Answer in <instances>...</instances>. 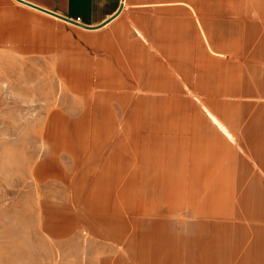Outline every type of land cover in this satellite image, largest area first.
I'll use <instances>...</instances> for the list:
<instances>
[{
    "label": "rangeland",
    "instance_id": "1",
    "mask_svg": "<svg viewBox=\"0 0 264 264\" xmlns=\"http://www.w3.org/2000/svg\"><path fill=\"white\" fill-rule=\"evenodd\" d=\"M200 2L206 7L213 4L215 8L221 5L232 11L237 9L238 18L223 27L207 28L218 43L232 38V42L222 44L223 55L211 53L200 43L194 44L191 52L183 49L187 63L183 75L194 80L212 73L220 84L204 87L220 90L184 93L182 97H198L216 105L209 109L234 136L230 141L221 132L223 145L238 153V157H232L238 160L232 167L238 175L246 176L249 164L259 167L257 172L262 173L259 160H264V13L259 10L264 9V0ZM20 8L14 0H0V264H201V252L196 253L199 260L193 259L192 239L183 244L181 237L175 238L168 251L167 247L157 244L155 237L147 235L157 206L151 202L155 198H151L152 192L156 190L149 186L151 149L148 140L141 142V177H138L143 184L142 212L138 211L140 205L135 204V189L126 188L125 195H119L123 190L120 186L132 178L137 167L133 155L135 126L127 129L128 117L135 106H127L121 113L117 102L114 103L118 129L110 140L92 134L103 130L100 119L94 118L93 101L98 91L91 83L111 77L109 73L115 74L114 78H125L134 63H141L134 59L135 53L139 54L138 49L130 55H125V51H110L109 46L104 49L100 44L95 45V41L84 34L11 15L13 11L20 16ZM188 63H192L193 68ZM171 94L175 99L176 93ZM153 95L157 99L165 97V93ZM180 108L157 100L143 102L138 120L143 135L151 116L167 114L173 122L189 116L193 121L198 113L205 118V132L219 134L220 129L213 125L206 108ZM85 112L88 117L81 118ZM199 125L202 127V123ZM118 140L126 155L121 176L116 178L119 182L104 188L105 197L101 199L104 204H93L88 192L101 170L100 162L103 159L104 164L107 158L105 149L113 147ZM116 170L114 168L113 173ZM224 189L227 204L221 205V212L218 206L215 214L206 213L204 188L190 192L191 209L200 211L203 229L210 235L212 229L206 228V221H210V228L216 225V243L221 246L219 251L207 253L209 257H204L203 264H240L253 235L256 239L264 232L256 236L255 230L252 235L249 228L244 229V235L238 236L239 251L232 249L236 233L242 231L238 230L242 228L239 226L245 223L239 199L264 202V194L260 187ZM175 191H179V197L173 202L170 217L175 232L181 234L183 227L177 222V216L182 207H187L188 197L181 198V189ZM80 192L84 195L82 200H77ZM196 193H199L198 199ZM100 206L103 207L99 209ZM192 210L190 221L196 217ZM84 216L92 221L95 216L112 220L98 226L101 235H94L83 226ZM139 221L144 223L138 253L134 223ZM186 229L188 231L187 226ZM193 229L197 226L190 222L186 236H193ZM209 234L204 236L205 246H209Z\"/></svg>",
    "mask_w": 264,
    "mask_h": 264
},
{
    "label": "crops",
    "instance_id": "2",
    "mask_svg": "<svg viewBox=\"0 0 264 264\" xmlns=\"http://www.w3.org/2000/svg\"><path fill=\"white\" fill-rule=\"evenodd\" d=\"M14 1L21 6L20 16L13 11L10 13L22 20L31 21L33 19L47 27H50V24L59 29L65 28L72 33L84 34L93 39L95 45L100 44L104 49L109 46L110 51L116 50L123 53L125 51V55H130L134 49H138L139 54L135 53L134 59L141 60V63L140 65L134 63L133 70L128 69L125 78H114L115 74L109 73L108 75L111 77L101 79V82L96 79L94 83H91L93 89L98 91L97 95H94L96 99H93L95 103L94 118L100 119L103 130V132L92 134L110 140L115 134L113 132L118 129V119L115 118L117 114L115 115L113 109L114 103L117 102L121 113L126 111L127 106L129 108L135 106L128 117L127 129L135 126L133 155L137 167L132 172V178L124 181L120 186L123 190L119 195H125L126 188L135 189V204L140 205L138 211L142 212L141 188L143 184L138 177H141V142L148 140L151 149L149 186L156 190V193L153 191L151 196V198L155 196L153 198L155 201L152 199L151 202L156 203L157 206L154 212L155 216L149 223L147 235L150 238L155 237L157 244L167 247L168 251L175 238L181 237L183 244L186 243L185 240L190 242L192 239L193 259L199 260L196 253L201 252L203 254L201 255V264H203L204 257L208 256L207 253L211 252L212 254V252L219 251L221 246L216 243L217 228H214L216 225L214 224L210 228V221H206V228L212 229V235H210L206 229H203L204 223L199 219L200 211L196 212L195 208L191 209L189 205L191 189H205L203 203L207 210L206 213L215 214L213 212L218 209L221 212V205L227 204L224 189L226 187H260L263 188L261 192L264 194V160H259L263 167L262 173L257 172L259 167L256 168L255 165L249 164L245 170L248 175H238L235 168H232L238 161L237 158L232 157H238V153L236 149H229L223 145L221 132L230 141L234 139V136L230 130L228 134L221 128L219 120L214 119L217 117L215 114L214 116L208 115L213 125L220 129L219 134L213 131L205 132L206 121L199 113L193 117V121H190L189 116H183L182 121L176 122L170 121V116L167 114H162L159 117L151 116L149 126L144 129L145 135H143V127L138 120L143 102L157 100L166 104L174 103L177 107H181L180 109L201 107L206 108V111L207 108L210 110V107L216 106L207 104L206 101L198 97L196 99L182 97L184 93L220 90V88L204 87V85L220 84V80L217 82L212 73L202 74L201 79L194 80H191L186 74L183 75V69L187 64L184 61L183 49L191 52L194 44L200 43L202 48L203 44L206 45L211 53L223 55L222 44L232 42V38L221 40L218 43L209 35L207 28L223 27L225 26L223 24H229L227 22L236 21L238 18L237 9L232 11L227 9L228 7H221V5L215 8L213 4L206 7L204 3L200 2L202 0H22L34 7ZM259 11L264 13V9ZM248 17L246 14V18ZM233 43L235 42L233 41ZM134 44L135 47H131ZM97 49L100 48L97 47ZM188 66L193 68L192 63H188ZM146 77L147 81H144ZM143 81L144 83H142ZM233 90L236 92L237 88L235 87ZM172 92L176 93L175 99ZM154 93H165V97L157 99L153 95ZM85 100L89 103L87 98ZM86 117H88L87 112L81 115V118ZM153 120L156 122L153 123ZM201 123L202 127L199 125ZM138 131L142 136L138 135ZM105 150L104 155H107V158L104 164L101 163L103 159L100 162L101 170L95 176L93 189L91 188V191L88 192L92 203L99 205L104 204V201H101L105 197L104 188L117 181L116 178L121 176L120 169L124 168L126 161L125 151L120 140L113 147L108 146ZM242 162L245 163L243 160ZM114 168L117 170L113 173ZM176 189L182 190L181 198L188 197L187 207H182L177 216V222L180 221L183 227L182 235L175 232L173 218L170 217L173 202L178 201L179 197L177 194L179 191H175ZM77 195L76 199L82 200L84 193L80 192ZM195 196L198 199L199 193H196ZM239 201L242 204L241 209L244 213L243 221L245 223L239 226L242 228L238 230L242 231L236 233V241L232 246L235 252L239 251L238 247L241 242L238 236L244 235L246 228H249L251 234L252 230H255L256 236L262 233L260 231H264V202H253L251 199L245 200L244 197ZM85 203L89 202L85 200ZM101 207L103 206H100L99 209ZM191 210L196 217L190 221ZM111 220V217L95 216L92 221L84 216L83 226L87 231L90 229V233L101 235L98 226H103L104 223L109 224ZM80 221H83V217H80ZM190 222L197 226V229H193L194 233L191 234L193 236L188 237L186 234L189 231ZM143 223L142 221L134 223L136 227L134 238L137 242L135 246L138 245L136 249L138 253L141 251ZM76 224L75 226H82V224ZM201 231L202 234H200ZM90 233L89 235L92 237ZM208 234L210 236L209 246H205L207 240L204 236ZM253 238L251 243L246 245L240 264H264V232L262 237L255 239L253 235ZM189 252L188 258L190 257ZM210 258L214 259V255Z\"/></svg>",
    "mask_w": 264,
    "mask_h": 264
},
{
    "label": "bare ground",
    "instance_id": "3",
    "mask_svg": "<svg viewBox=\"0 0 264 264\" xmlns=\"http://www.w3.org/2000/svg\"><path fill=\"white\" fill-rule=\"evenodd\" d=\"M130 91H131V90H130ZM207 112H208L209 115L214 116V114H213L210 110L207 109ZM214 119H215V120H219L217 117H215ZM219 125L221 126V128H222L224 131H226V132L229 134V129L227 128L226 125H224L222 122H220V120H219Z\"/></svg>",
    "mask_w": 264,
    "mask_h": 264
},
{
    "label": "water",
    "instance_id": "4",
    "mask_svg": "<svg viewBox=\"0 0 264 264\" xmlns=\"http://www.w3.org/2000/svg\"><path fill=\"white\" fill-rule=\"evenodd\" d=\"M16 1L19 2V3H22V4H26V5L32 6V5L26 3V2H24V1H22V0H16ZM32 7H34V6H32Z\"/></svg>",
    "mask_w": 264,
    "mask_h": 264
}]
</instances>
